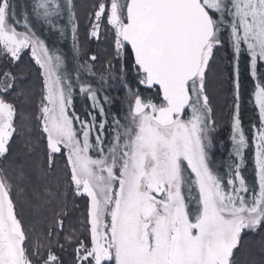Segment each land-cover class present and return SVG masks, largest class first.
Here are the masks:
<instances>
[{
	"label": "snow or ice",
	"instance_id": "6c2138e0",
	"mask_svg": "<svg viewBox=\"0 0 264 264\" xmlns=\"http://www.w3.org/2000/svg\"><path fill=\"white\" fill-rule=\"evenodd\" d=\"M78 8L0 0V264H264V0H91L83 41Z\"/></svg>",
	"mask_w": 264,
	"mask_h": 264
},
{
	"label": "trees",
	"instance_id": "16d2710c",
	"mask_svg": "<svg viewBox=\"0 0 264 264\" xmlns=\"http://www.w3.org/2000/svg\"><path fill=\"white\" fill-rule=\"evenodd\" d=\"M19 3L23 4L22 0H19ZM77 3L79 5L78 13L80 16V39L83 41L85 39V26L87 24L86 13L88 11V6L91 3V0H77ZM53 37L56 38L57 36H52V35L51 37L44 36L49 47L54 46ZM57 42L58 43L55 46L61 47L64 51L67 52L70 49V44H71L70 39L63 41V43H60L59 38L57 37ZM89 47L92 51L98 50L96 48L95 43H91ZM225 63H221L219 61L217 62V65L215 66L214 75L210 79L209 88H208L209 96L211 98V103L214 111V117L217 124V131L216 133H214L215 139H214V147L212 149V154L214 160L217 162L218 165H222L227 162L228 154L231 150V141L229 139V136H230V119H231L230 112L232 111L233 97L230 91L231 86L227 80V69ZM29 67L33 69L32 73L28 72ZM34 70H35V65L31 61L30 56H26L24 59V63L20 65L19 69H17V71H24L25 75H31L33 82L37 83V81L35 80ZM250 91H251L250 79L244 76L242 77V92L244 94V100L242 103L241 117H242L243 126L246 129V131L250 129L251 124L256 120V118L254 117H253V121L249 120L248 118L249 116L248 114H250V112H253L254 114L256 113L253 104L248 102ZM110 94L113 96H116L118 94L122 95V93H118L115 90H113ZM76 109L78 112L82 113L83 112L82 104L81 107H79L78 104H76ZM74 215L78 216L79 213H74ZM72 222L75 223L76 221L73 220ZM246 244L255 247V242H253L251 237H249L246 240Z\"/></svg>",
	"mask_w": 264,
	"mask_h": 264
},
{
	"label": "rangeland",
	"instance_id": "374dc122",
	"mask_svg": "<svg viewBox=\"0 0 264 264\" xmlns=\"http://www.w3.org/2000/svg\"><path fill=\"white\" fill-rule=\"evenodd\" d=\"M26 2V0H22V3H25ZM45 37L46 36H49V37H51V35H48V34H45L44 35ZM54 38V37H53ZM58 42H57V37L56 38H54L53 39V44H54V46L57 44ZM250 79V78H249ZM83 102L80 100V98L79 97H77V99H76V104H78V106L79 107H81V104H82ZM254 107V106H253ZM253 112H250V114H248L249 116H248V118H249V120H252L253 121V117L254 118H256V116H257V113H253ZM255 122V121H254ZM217 160V159H216ZM250 164V163H249ZM246 174L245 175H247L248 177H249V179H251V164L248 166V170L245 172Z\"/></svg>",
	"mask_w": 264,
	"mask_h": 264
}]
</instances>
